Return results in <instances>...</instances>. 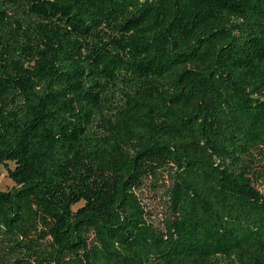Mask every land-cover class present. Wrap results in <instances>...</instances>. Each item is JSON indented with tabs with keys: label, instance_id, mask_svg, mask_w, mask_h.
Returning a JSON list of instances; mask_svg holds the SVG:
<instances>
[{
	"label": "trees",
	"instance_id": "trees-1",
	"mask_svg": "<svg viewBox=\"0 0 264 264\" xmlns=\"http://www.w3.org/2000/svg\"><path fill=\"white\" fill-rule=\"evenodd\" d=\"M0 163V264H264V0H0Z\"/></svg>",
	"mask_w": 264,
	"mask_h": 264
},
{
	"label": "rangeland",
	"instance_id": "rangeland-1",
	"mask_svg": "<svg viewBox=\"0 0 264 264\" xmlns=\"http://www.w3.org/2000/svg\"><path fill=\"white\" fill-rule=\"evenodd\" d=\"M8 166L13 168L14 162L8 161ZM14 186V182L8 176L7 168L5 165L0 163V190L10 189ZM262 191L264 188L259 186ZM165 188L158 187L156 189L151 188V182L148 180L145 187L141 189V197L148 210L150 211V216L156 222H161L163 218L166 217L167 213V198L164 194Z\"/></svg>",
	"mask_w": 264,
	"mask_h": 264
}]
</instances>
